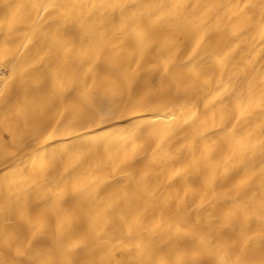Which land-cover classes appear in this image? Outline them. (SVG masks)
<instances>
[{"label":"bare ground","instance_id":"1","mask_svg":"<svg viewBox=\"0 0 264 264\" xmlns=\"http://www.w3.org/2000/svg\"><path fill=\"white\" fill-rule=\"evenodd\" d=\"M0 264H264V0H0Z\"/></svg>","mask_w":264,"mask_h":264}]
</instances>
